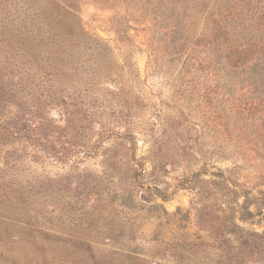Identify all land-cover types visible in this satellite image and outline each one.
<instances>
[{
    "label": "rangeland",
    "instance_id": "1",
    "mask_svg": "<svg viewBox=\"0 0 264 264\" xmlns=\"http://www.w3.org/2000/svg\"><path fill=\"white\" fill-rule=\"evenodd\" d=\"M78 1L60 47L22 42V3L5 21L0 264H264V116L238 114L263 88L209 43L224 0Z\"/></svg>",
    "mask_w": 264,
    "mask_h": 264
},
{
    "label": "trees",
    "instance_id": "2",
    "mask_svg": "<svg viewBox=\"0 0 264 264\" xmlns=\"http://www.w3.org/2000/svg\"><path fill=\"white\" fill-rule=\"evenodd\" d=\"M183 1L185 3L187 2V0H178L176 4H179V2L184 4ZM205 1L206 0H203V2ZM78 2V0H71V3H68V0H0V23L2 24L0 26V39L2 35L7 33L10 35L9 41H15L12 37V31L8 28V24L5 23V21L9 20L11 16H13L9 8H19V4L22 3V5H24V7L26 6V8H19V10H23V18L21 19V22L23 23V27L26 29V33L30 35H27L26 38L21 37L22 42L26 43L27 46L29 41H32V43L39 41L37 45L34 43L35 47L43 50L41 45L44 41L42 40L51 39V42H59L57 46L60 47L62 46V43H65V41L79 37L78 31H82V27L75 19L77 11L68 5L71 4L76 7ZM198 4L201 5L200 3ZM245 5H248L247 9ZM173 16L174 17H170V19L175 21L176 16ZM212 17L214 18L212 21L215 25V31L213 33V38L209 43L215 48L214 50L224 54L226 61L228 62V66L233 64L234 68L242 69V73L246 76V78H244V82L250 84L244 86L242 89L244 91L246 90L248 93H252L251 91L254 89L253 86H255V88H257V86H262L263 88L259 91L260 97H257L256 99H249L247 102L252 103L250 105H246V108H244V110H247V114L244 113L243 110V113L238 114L244 118V121L245 119L249 120L253 117L251 116V113L253 115L254 111L257 109L264 116V107H262L264 106L262 104L264 103V0H224V2H218V8L216 7V9L211 12L208 20L209 22H211ZM50 26L54 27L56 32L51 30ZM46 28H48V30H46ZM44 30H46V32H44ZM18 31L19 30H17V32ZM58 38L59 41H57ZM185 40H187V38ZM63 46L65 45L63 44ZM17 47L20 48L21 46L18 45ZM30 49V47H25L24 52L27 63L32 66L33 60H35L36 57L33 52H29ZM7 51L10 56L13 57V53H10L9 50H2V52ZM59 51L61 53H66V51ZM49 52L53 53L52 50H49ZM1 69H7V65H2ZM1 71L2 70H0V72ZM228 75L229 71H227V79ZM254 79L255 82L253 81ZM232 100L233 102H237L239 99ZM255 103H259V105L257 106ZM245 127L247 126L243 124L242 129H246ZM201 129L204 130L202 127ZM34 130L39 129L38 127H34ZM28 131H31L28 126L17 127L15 138H21L20 136L24 135ZM6 132L12 134V132L8 129ZM255 133L259 136V140L264 145V136L260 134L261 131L257 129ZM251 142H247V144L250 146ZM219 174L226 182L233 183L234 185L236 184L235 181H233L232 176L227 177L222 172ZM213 175H215V173ZM242 187L246 188L247 191L249 189L247 185H242ZM152 189V187H148V190L151 191ZM235 193L239 195V192H236V190ZM152 195L159 196L157 193L154 194L153 192ZM163 198L166 200L165 197ZM231 200H233V198L229 196V201L227 203L228 208L237 212L239 219L242 222H248L250 220L248 216H254L251 211V207L242 206L237 210L234 205V201ZM247 201L248 202H246V204L248 205V203L251 202V199L248 197ZM230 225H233V223L226 221L221 228L226 230ZM233 226L238 228L236 224ZM249 236L264 239L263 235H259L254 232L249 234ZM249 239L250 238H247L244 244L246 248L254 250L258 247V245L253 243L256 242L255 240L251 241ZM213 240L215 243H218L219 246L228 247L229 245V240L224 238V233L219 234V236L213 238ZM210 247L215 246L211 245ZM216 248L221 249V247Z\"/></svg>",
    "mask_w": 264,
    "mask_h": 264
}]
</instances>
